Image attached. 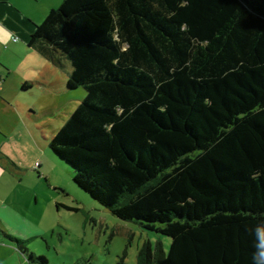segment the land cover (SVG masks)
<instances>
[{"label":"trees","instance_id":"obj_1","mask_svg":"<svg viewBox=\"0 0 264 264\" xmlns=\"http://www.w3.org/2000/svg\"><path fill=\"white\" fill-rule=\"evenodd\" d=\"M28 45L86 93L52 153L171 239L137 264H264V0H63Z\"/></svg>","mask_w":264,"mask_h":264},{"label":"rangeland","instance_id":"obj_2","mask_svg":"<svg viewBox=\"0 0 264 264\" xmlns=\"http://www.w3.org/2000/svg\"><path fill=\"white\" fill-rule=\"evenodd\" d=\"M57 69L54 82H29L31 92L23 96L29 122L9 123L0 136L3 152L19 166L0 170V264H43L41 257L46 264H137L145 244L167 254L169 237L116 218L76 185L73 168L50 150L86 95L82 87L68 88V66Z\"/></svg>","mask_w":264,"mask_h":264},{"label":"crops","instance_id":"obj_3","mask_svg":"<svg viewBox=\"0 0 264 264\" xmlns=\"http://www.w3.org/2000/svg\"><path fill=\"white\" fill-rule=\"evenodd\" d=\"M62 1L0 0V136L9 129V123L16 125L23 118L28 121L31 106L23 96L31 92L29 82L44 85L55 80L50 78L58 69L28 43L36 27ZM2 146L0 142V170L18 171L19 166Z\"/></svg>","mask_w":264,"mask_h":264},{"label":"clouds","instance_id":"obj_4","mask_svg":"<svg viewBox=\"0 0 264 264\" xmlns=\"http://www.w3.org/2000/svg\"><path fill=\"white\" fill-rule=\"evenodd\" d=\"M253 264H260V261L257 259L256 254H253Z\"/></svg>","mask_w":264,"mask_h":264}]
</instances>
